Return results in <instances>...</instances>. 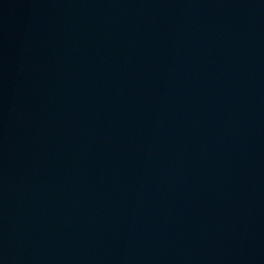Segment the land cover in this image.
Returning <instances> with one entry per match:
<instances>
[{"label": "water", "instance_id": "1", "mask_svg": "<svg viewBox=\"0 0 264 264\" xmlns=\"http://www.w3.org/2000/svg\"><path fill=\"white\" fill-rule=\"evenodd\" d=\"M0 264H264V0H0Z\"/></svg>", "mask_w": 264, "mask_h": 264}]
</instances>
